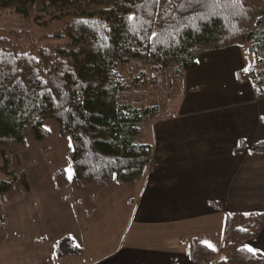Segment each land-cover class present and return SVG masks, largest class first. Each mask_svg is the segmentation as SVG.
<instances>
[{
	"label": "trees",
	"instance_id": "obj_1",
	"mask_svg": "<svg viewBox=\"0 0 264 264\" xmlns=\"http://www.w3.org/2000/svg\"><path fill=\"white\" fill-rule=\"evenodd\" d=\"M9 8L39 24L62 19L52 36L67 41L27 50L13 41L19 32L0 29V244L5 207L29 188L18 167L25 135L47 138L46 119L71 141L79 186L123 185L152 164L151 146L138 137L149 106L161 113L156 103L132 104L127 93L157 94L158 73L180 78L204 52L247 44L254 63L240 75L264 97V67L255 68L263 64L264 0H0V10ZM249 150L264 153V141ZM53 181L59 189L69 184L61 169ZM263 224L264 211L227 213L219 256L191 240V262L264 264V254L246 246ZM81 250L70 235L54 243L58 258Z\"/></svg>",
	"mask_w": 264,
	"mask_h": 264
},
{
	"label": "crops",
	"instance_id": "obj_2",
	"mask_svg": "<svg viewBox=\"0 0 264 264\" xmlns=\"http://www.w3.org/2000/svg\"><path fill=\"white\" fill-rule=\"evenodd\" d=\"M243 65L239 47L204 52L197 67L181 76L186 93L157 98L160 117L143 124L138 139L151 146L153 161L142 178L116 187H81L76 181L82 189L76 197L70 202L59 197L60 205L71 203L74 208L75 214L71 207L69 216H76L72 226L53 232L38 228L45 209L41 213V196L31 195L29 187L6 207L30 205L26 216L10 213L18 227L9 244L4 210L0 264H48L49 259L51 264H194L189 257L191 240L219 256L226 214L264 211V153L249 150L254 142L264 141V97H258L252 83L240 75L245 73ZM241 142L243 148L237 151ZM69 187L70 182L63 189L53 184L60 192ZM93 187L94 192H86ZM120 189L126 190L121 198L116 194ZM115 202L120 208L118 225L108 246L106 231L91 228L89 221L94 204L113 208ZM59 211L60 206L52 220L65 214ZM21 220L34 227L24 249L21 232L26 226ZM63 235L82 248L79 255L55 256L54 243ZM246 246L264 254V224ZM17 249L25 252V261L12 253Z\"/></svg>",
	"mask_w": 264,
	"mask_h": 264
},
{
	"label": "rangeland",
	"instance_id": "obj_3",
	"mask_svg": "<svg viewBox=\"0 0 264 264\" xmlns=\"http://www.w3.org/2000/svg\"><path fill=\"white\" fill-rule=\"evenodd\" d=\"M62 19L53 20L48 22L47 24H39L33 21L32 18H24L19 15L14 9H4L0 10V29L4 31H17L18 35L15 36L13 40L20 48L30 49L31 47H35L38 45H46V44H58L64 43L67 41V38L52 36L54 32L58 29V26L61 24ZM240 50L244 54V69L246 70L247 66L254 63V59L252 55L247 51V44L242 45ZM263 58V64L261 67L256 66L257 70H260L264 67V55H261ZM167 72L158 73L157 77ZM171 76V74L167 73ZM174 78V77H173ZM151 90L144 91L142 94H131L132 100H140L141 98H146L150 103H157L158 99H167L169 97H161L158 96V93H151ZM154 92V91H153ZM160 97V98H159ZM142 99V100H143ZM44 126L50 131L49 136L42 140H36L31 132H27L25 135V143L23 149L20 152L19 160V168L24 172L25 178L28 183V187L31 189V195L41 196L40 204L41 213L43 218L38 220V228L58 231L63 225L72 226L73 218L69 217L71 212V203H67L66 205L59 204V197L66 196L69 202L71 197H76L78 190H82L76 183L75 172L72 167V163L70 157L68 155L69 150L71 149V141L70 139L62 135L59 130V123L54 119H46L44 121ZM4 164L3 158L0 155V168ZM63 170L66 174L70 187L66 191L60 192L53 190V173L57 170ZM0 178H4V174L0 169ZM112 186L116 187L118 185L112 184ZM95 187L90 190H86V192H94ZM29 189V188H28ZM110 190V189H109ZM125 189H120L116 192L117 196L121 198L122 194H125ZM114 196L113 193H109ZM129 193L127 192V199L129 197ZM42 196H47L48 199ZM20 200V199H19ZM28 201V199H27ZM14 203V202H13ZM12 204V203H11ZM92 208V218L89 221L91 224V228H99L104 229L106 231V244H112L115 235L114 229L117 228V212H120V208L115 202L113 204V208H110V204H102L96 203ZM29 203L23 204L17 203L15 207L6 208V221L8 223L7 230V242L9 244L11 238L16 233L15 229L18 227L15 220L10 217L11 212H20L23 213V216H26L25 213L29 212ZM62 208V211L65 214H59V220H52L53 216L58 213V207ZM108 206L109 210H104L103 207ZM73 208V207H72ZM57 210V211H56ZM110 211H113L111 214ZM74 212V208H73ZM75 214V212H74ZM21 222L26 226L25 230L22 231L21 236L23 237L22 249L27 247L28 241L26 240V236H30V230H33V226L29 225L25 222V220H21ZM31 228V229H30ZM27 232V233H26ZM26 233V234H25ZM7 244V246H8ZM6 246V248H8ZM22 249H17L12 253L17 254L21 258V262L25 261L24 251ZM11 251V249H10ZM20 261V260H19Z\"/></svg>",
	"mask_w": 264,
	"mask_h": 264
},
{
	"label": "built area",
	"instance_id": "obj_4",
	"mask_svg": "<svg viewBox=\"0 0 264 264\" xmlns=\"http://www.w3.org/2000/svg\"><path fill=\"white\" fill-rule=\"evenodd\" d=\"M187 87L183 81V79L180 78H173L172 76L168 75L167 73H164V75L160 74L157 77V93L159 96L163 97H173L178 96L186 93ZM143 91H135L133 93H127V95L131 94H142ZM141 98L140 100H130V102L134 105H142L144 106L147 102L146 98ZM150 109H147V113L145 114V118L147 119H156L160 117V110L159 108L155 107V104H151L149 106Z\"/></svg>",
	"mask_w": 264,
	"mask_h": 264
}]
</instances>
